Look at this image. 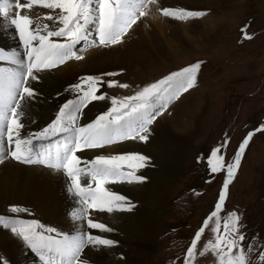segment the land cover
Returning <instances> with one entry per match:
<instances>
[{
  "label": "snow or ice",
  "instance_id": "1",
  "mask_svg": "<svg viewBox=\"0 0 264 264\" xmlns=\"http://www.w3.org/2000/svg\"><path fill=\"white\" fill-rule=\"evenodd\" d=\"M150 5L155 7L156 0H0V19L15 29L22 46V51L8 50L9 55L4 54L5 49H0V61L11 65L0 66V164L12 161L63 169L69 179L66 190L77 205L71 216L78 226L68 232L45 226L37 219L0 214V227L20 238L39 257L41 264H92L85 256V249L98 251L118 245V241L90 231L111 232L113 229L89 219L88 210L131 212L135 208L134 202L105 186L117 182L144 183L147 177L139 175L138 170L148 167L151 157L130 151L84 159L77 153L103 149L127 140L147 143L152 135L150 125L161 116L170 100L195 85L202 62L172 71L132 95L120 99L112 97L106 111L84 124L80 123L84 109L93 102L106 99V93L100 89L118 83L102 77L117 73L78 77L68 89L73 97L63 103L55 118L43 128L24 134L22 105L26 98L34 99L38 95L31 83L38 81L39 73L43 71L53 70L71 59H82L81 50L77 48L81 42L104 47L122 44L133 24L141 17H147ZM34 6L50 10L46 18L53 22L51 26L41 21ZM158 10L165 17L179 20L206 14L203 10L183 7ZM119 86L128 87L127 84ZM254 131H264V123ZM254 131H249L239 143L230 163L224 161L221 152L227 141L211 149L209 154L197 157V162L206 160L210 173L226 170V175L213 210L187 248L185 264H189L197 241L213 218L212 232L217 235L215 243L209 240L208 244L212 245L211 251L218 257L219 264H252L247 253L252 252L253 246L249 244L246 253L241 243L245 240L240 231L243 227L241 216L229 212L225 218L220 212ZM208 182L211 183V179ZM91 185H95L94 190ZM8 211L28 213L29 210L11 205ZM221 227L224 234H219ZM120 258L124 259L123 254ZM258 261L264 264V250L258 253ZM0 264H8L7 258L0 255Z\"/></svg>",
  "mask_w": 264,
  "mask_h": 264
},
{
  "label": "rangeland",
  "instance_id": "2",
  "mask_svg": "<svg viewBox=\"0 0 264 264\" xmlns=\"http://www.w3.org/2000/svg\"><path fill=\"white\" fill-rule=\"evenodd\" d=\"M178 1H170V4L167 0H156L153 21L148 17L149 11L146 18L141 17L136 21L135 24L139 26L133 24L128 30L122 44L106 47L104 57L118 49V56L124 58L122 52L131 50L133 43L142 38L145 45L133 49V67L114 64L96 72L93 69L86 71L100 75L112 72V69H118V72L123 69L118 73L121 74L119 77L118 74L102 77L118 82L112 87H105L108 94L105 101L110 102L112 97L120 99L132 95L172 71L197 61L202 62L195 85L170 100L160 116L166 114L168 119L176 116L181 117V122L191 121L187 113L196 105L194 113L197 117L192 119L197 120V124H193L191 131L194 132L196 128L198 134L193 138L194 133L191 134L190 142L185 147L187 156L179 163L175 187L162 193L164 202L157 203L162 211L156 210V215L165 223L159 232L148 236L155 248L144 257L142 255V264H185L187 248L191 246L195 232L213 210L226 175V170L210 173L206 160L197 162V157L209 154L211 149L227 141L226 148H222L221 152L226 163L232 162L239 143L247 133L264 123V0H205L199 2L200 6L197 7L193 4L198 3L189 0ZM167 3H180L178 5H183V8L203 10L206 14L184 20L165 17L158 9L170 7ZM171 22H174L173 26L181 22L177 26L178 34L166 27V23ZM186 23H194L204 31L194 33V26L191 27L192 31L189 26L185 29L182 26ZM135 29L140 34L136 35ZM159 40L163 41L164 50L157 52ZM77 48L85 59L88 50L98 49L100 45L81 42ZM139 52L147 54L150 61L136 57ZM125 63L128 62L123 61ZM104 69L106 71H102ZM120 84H127L128 87L122 88ZM151 167L152 163L146 168ZM210 179L211 183L208 182ZM229 212L241 216L243 227L240 231L245 235L241 243L246 253L247 246H253L252 252L247 254L252 264H259L258 253L264 250V131H254L237 174L229 185L220 216L226 218ZM213 227L215 218L208 221L189 264H219L218 257L211 251L212 245L208 244L209 240L215 243L217 233L212 232ZM219 234H224L222 227Z\"/></svg>",
  "mask_w": 264,
  "mask_h": 264
},
{
  "label": "bare ground",
  "instance_id": "3",
  "mask_svg": "<svg viewBox=\"0 0 264 264\" xmlns=\"http://www.w3.org/2000/svg\"><path fill=\"white\" fill-rule=\"evenodd\" d=\"M167 1L168 3L170 1L174 2V0ZM184 1L187 0L178 2ZM189 1L198 3L196 5L193 4L197 7L200 6L199 2L205 0ZM168 3L167 6L170 7L183 6L178 5L180 3H177V5H168ZM34 9L43 23L52 25L53 22L48 21L46 18V13L50 10L39 6H34ZM154 9L153 6H149L150 15L148 17L150 20L155 17ZM156 15L158 16V14ZM155 20L157 19L155 18ZM166 21L168 23V19ZM146 23L149 25V21ZM167 23L166 27L178 34L177 26L181 25V22L175 23L174 26V22ZM135 25L136 27L139 26V24ZM192 26H194V33H202L204 31L194 23L191 25L186 23L182 27L185 29L188 27L191 30ZM135 34H140L137 29H135ZM139 45H145V41L142 38L139 42L133 43L131 50L126 49L125 52H122L125 54L124 58L118 56V49L104 57L107 48L100 46L98 49L88 50L85 53L87 55L86 58L84 59L83 56L82 61L80 59H71L53 70L39 73V80L31 83L38 95L34 99L26 98L21 108L24 113L23 123L26 126L22 132L24 134L35 132L50 123L63 103L73 97V93L68 90L69 86L76 83L78 77L89 75L90 73H87V70H101L114 64L133 67V49ZM0 49L6 50L5 55H9L10 52L8 50L12 49L22 51L15 35V29L2 19H0ZM162 50H164V43L159 40L156 51ZM102 56L104 58L101 60ZM137 56L140 60L144 61L146 58V62L150 61V58H147V54L143 55L139 52ZM87 57H91L92 61ZM123 61L128 63L123 64ZM0 66L9 67L11 65L0 61ZM112 70L116 71L117 74L120 72H118V69ZM117 76L119 77L121 74ZM100 90L106 93V97L108 96L105 87ZM109 106L110 102L105 100L89 104L83 111L80 123L84 124L94 119L96 115L106 111ZM195 107L196 105L194 109ZM194 109L187 113L191 117V121L187 122H181V117L176 118V116L168 119L166 114H163L160 118L158 117L150 125L152 135L147 143L127 140L122 144H113L103 149L84 150L77 153L84 159H88L99 154L110 155L134 151L151 157L152 163L151 168L145 167L138 170L139 175L147 177V180L142 184L117 182L109 183L105 186L111 191L130 198L135 204V208L131 212L114 210L112 213H108L95 209L88 210L89 219L105 223L113 229L111 232L90 231L119 242L114 247L101 248L98 251L85 249V256L92 261V264H111L112 262L113 264H142L144 261L143 257L149 251L154 250L155 244L148 236L153 232H159L165 223L156 215V210L162 211V208L158 207L157 203L164 202L162 193L170 189L173 190L175 187L179 163L183 161L184 156H187L185 147L190 142L191 134L194 133L192 138L198 134L195 132L196 128L194 132L193 130L191 131L193 124L195 125V122L197 124V120L192 119L197 117ZM169 124L172 126H169ZM68 182L69 179L62 170H55L43 165H24L6 161L4 164H0V214L17 215L22 219H37L41 220L40 222L45 226L54 227L65 232L73 231L78 226V222L72 219L71 212L77 205L66 190ZM11 205L27 208L29 211L28 213H10L8 208ZM121 254H123L124 259L120 258ZM0 255L7 258L8 264H41L40 260L36 258V254L30 248H27L20 238L14 236L8 229L3 227H0Z\"/></svg>",
  "mask_w": 264,
  "mask_h": 264
}]
</instances>
